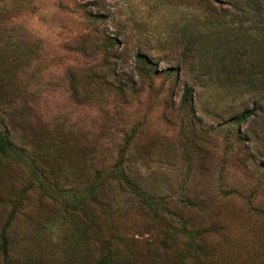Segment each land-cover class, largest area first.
<instances>
[{
    "label": "rangeland",
    "instance_id": "obj_1",
    "mask_svg": "<svg viewBox=\"0 0 264 264\" xmlns=\"http://www.w3.org/2000/svg\"><path fill=\"white\" fill-rule=\"evenodd\" d=\"M0 130V264H264V0H0Z\"/></svg>",
    "mask_w": 264,
    "mask_h": 264
},
{
    "label": "trees",
    "instance_id": "obj_2",
    "mask_svg": "<svg viewBox=\"0 0 264 264\" xmlns=\"http://www.w3.org/2000/svg\"><path fill=\"white\" fill-rule=\"evenodd\" d=\"M244 115V114H243ZM14 149V145L11 142L9 135L6 130L1 131L0 130V154H6ZM105 181V177L102 176L101 172L99 170H96L94 173V184L92 185V189L94 190L97 186H100ZM135 190V189H134ZM5 226L1 228L0 231V250L1 254H6V239L4 236V230ZM93 264H105L102 260H97ZM176 264H183V262L177 261Z\"/></svg>",
    "mask_w": 264,
    "mask_h": 264
}]
</instances>
